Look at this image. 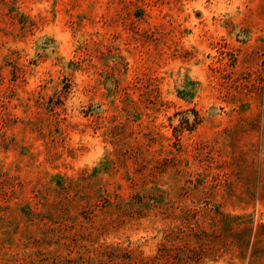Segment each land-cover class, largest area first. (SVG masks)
I'll return each instance as SVG.
<instances>
[{
  "label": "rangeland",
  "instance_id": "1",
  "mask_svg": "<svg viewBox=\"0 0 264 264\" xmlns=\"http://www.w3.org/2000/svg\"><path fill=\"white\" fill-rule=\"evenodd\" d=\"M0 264H264V0H0Z\"/></svg>",
  "mask_w": 264,
  "mask_h": 264
}]
</instances>
